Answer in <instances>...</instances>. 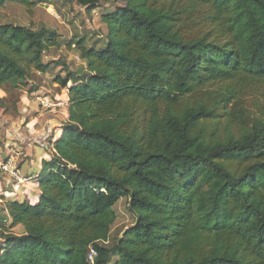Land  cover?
Segmentation results:
<instances>
[{
  "label": "trees",
  "instance_id": "1",
  "mask_svg": "<svg viewBox=\"0 0 264 264\" xmlns=\"http://www.w3.org/2000/svg\"><path fill=\"white\" fill-rule=\"evenodd\" d=\"M112 1L57 77L68 117L37 202H4L0 264H264V0ZM54 33L0 24V87L46 72ZM121 196L134 222L107 245Z\"/></svg>",
  "mask_w": 264,
  "mask_h": 264
},
{
  "label": "rangeland",
  "instance_id": "2",
  "mask_svg": "<svg viewBox=\"0 0 264 264\" xmlns=\"http://www.w3.org/2000/svg\"><path fill=\"white\" fill-rule=\"evenodd\" d=\"M30 1L32 5L29 9L10 1L0 7V24L29 26L33 29L45 27L55 32L53 44L47 43L43 49L42 61L49 64L48 70L45 73L38 72L29 64L27 78L20 85L0 87V163L14 156L19 172L21 165L30 160L26 147L20 143L26 142L34 134L33 127L27 122L36 120V115H39L40 120L53 126V133L59 131L60 125H65L68 102L58 97L65 95L67 90L60 88L57 77L63 79L80 71L82 60L74 48L77 40L84 39L87 45L96 47L102 45L101 36L106 28L100 21V15L113 11L117 5L112 0H101L97 8L87 12L75 0H49V3ZM252 101L249 99L248 105ZM8 177L0 175V211L5 202L2 192L12 190L11 184H14V179ZM115 210L117 218L110 230L107 245L121 238L134 222L125 196L118 199ZM114 260L115 257H112L108 264Z\"/></svg>",
  "mask_w": 264,
  "mask_h": 264
},
{
  "label": "crops",
  "instance_id": "3",
  "mask_svg": "<svg viewBox=\"0 0 264 264\" xmlns=\"http://www.w3.org/2000/svg\"><path fill=\"white\" fill-rule=\"evenodd\" d=\"M65 97L66 94L61 95V97L60 98L58 97V99L66 100ZM38 116L36 115V120L32 119L27 122V124L31 125L30 127H33L32 131L35 137L32 135L30 136V138L26 139V142H20L22 145L26 147L27 156L30 157L29 162L26 161L20 167L21 178L26 180L20 182L14 180V184H11L12 190L8 189L2 192L4 196V201L10 198L22 200L25 197L30 198L32 200V203H35L38 200L40 189L37 185V181L40 178V174L43 169V161L51 160L53 154L55 153V149L53 148V142L60 136L63 128V125H60L58 127L59 131L57 133H53V126L44 123V121L40 120V117ZM10 157H12V159L14 160V156H10ZM0 175L7 176L1 171H0ZM0 212H1L0 216H4L5 218L4 222H6V224H9L10 220L6 218L7 215L6 210L4 211L1 210ZM1 224L3 223H0V226H2ZM10 230L15 235H21L24 233V228L21 224L14 226ZM0 241H2L1 235H0Z\"/></svg>",
  "mask_w": 264,
  "mask_h": 264
},
{
  "label": "built area",
  "instance_id": "4",
  "mask_svg": "<svg viewBox=\"0 0 264 264\" xmlns=\"http://www.w3.org/2000/svg\"><path fill=\"white\" fill-rule=\"evenodd\" d=\"M57 102V101H56ZM49 105V104H48ZM0 171L7 174L16 181H21V175L18 168L15 165L13 159L8 158L7 160L0 163ZM95 251L91 248L88 253V259L92 262L94 259Z\"/></svg>",
  "mask_w": 264,
  "mask_h": 264
}]
</instances>
